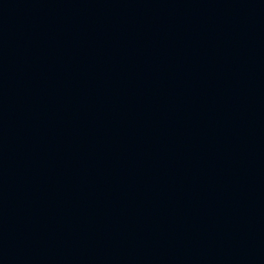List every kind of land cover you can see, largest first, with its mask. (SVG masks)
Listing matches in <instances>:
<instances>
[{
	"label": "water",
	"instance_id": "95a60500",
	"mask_svg": "<svg viewBox=\"0 0 264 264\" xmlns=\"http://www.w3.org/2000/svg\"><path fill=\"white\" fill-rule=\"evenodd\" d=\"M0 264H264V0H0Z\"/></svg>",
	"mask_w": 264,
	"mask_h": 264
}]
</instances>
